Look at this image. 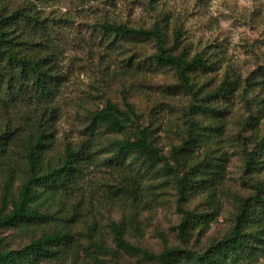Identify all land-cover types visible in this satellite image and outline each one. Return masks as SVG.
<instances>
[{"label":"rangeland","instance_id":"obj_1","mask_svg":"<svg viewBox=\"0 0 264 264\" xmlns=\"http://www.w3.org/2000/svg\"><path fill=\"white\" fill-rule=\"evenodd\" d=\"M18 10L16 35L37 44H24L23 51L50 59L63 82L53 99L29 94L0 110V132L12 133L0 166V207L5 181L17 197L27 175V140L48 134L46 161L55 164L68 147L77 148L88 137L90 112L107 100L122 108L125 101L132 104L141 126L173 164L172 148L186 137L187 108L199 102L216 110L195 116L197 141L185 153L183 169L198 166L204 178L185 204L198 215L186 240L172 230L183 216L172 177L137 165L143 189L132 191L122 170L109 165V143L130 130L101 127L96 161L77 188L41 196L40 210L51 219L0 228L2 248L20 249L45 233L62 231L69 240L64 251L33 264H152L118 248L111 224L123 223L129 242L154 253L175 246L204 252L231 230L238 198L258 189L264 195V162H256L255 170L246 166L248 153L258 156L255 161L263 158L258 145L264 135V0H0V16ZM107 21L136 28L159 23L174 53L186 51L188 58L203 53L212 66L192 74L195 101L177 87L172 67L153 60V40L113 43L99 29ZM222 87L223 95L209 97ZM93 242L111 252L94 250Z\"/></svg>","mask_w":264,"mask_h":264},{"label":"trees","instance_id":"obj_2","mask_svg":"<svg viewBox=\"0 0 264 264\" xmlns=\"http://www.w3.org/2000/svg\"><path fill=\"white\" fill-rule=\"evenodd\" d=\"M17 14L20 16L21 11L18 10L10 16H0V110L9 108L29 94L33 95L30 98L53 99L63 82V75L50 59L34 56L31 51H23L22 45L37 44L19 40V35L15 33V26L19 25ZM99 29L108 37H113V43L153 40L157 48L153 60L159 65L172 67L178 78L177 87L188 92L195 101L197 93L192 74L212 66L203 53H196L191 58L187 57L186 51L174 53V47L166 46L163 27L159 23H155L151 28H136L126 23L107 21L100 23ZM180 35L181 31H176L175 40H178ZM224 89L210 92L209 97L215 94L223 95ZM215 110L214 107L199 102H193L187 108L186 137L171 151L174 164L161 153L151 132L141 126L139 113L127 101L125 108H122L107 100L102 108L90 112V123L86 128L88 137L79 147H68L64 156L55 164L46 161V152L50 146L48 134H40L36 139L29 138L25 154L27 175L19 187L17 197L12 195L9 179L2 188L0 228L51 219L52 215L40 210L39 199L46 193L55 196L60 191L77 188L85 170L96 161V142L99 129L103 127L107 132L130 130L127 137L114 139L109 143L112 152L109 165L122 170L124 179L129 182L132 191L143 189L141 184L144 175L139 169L134 171L137 165L146 171L157 170L172 177L176 185L178 207L183 214L181 222L172 227V230L180 239L186 240L198 220V215L186 209L185 204L191 191L200 188L204 178L198 166L183 169L186 162L185 153L197 141L198 123L195 116ZM11 134L0 132V166L5 163ZM258 146L259 155L263 158L255 161L258 156L248 153L246 166L249 170L257 168L256 162H264V135ZM111 231L118 248L138 254L152 264H260L261 257H264V195L258 189L252 197L238 198V212L231 230L204 252L175 246L154 253L129 242L123 223H112ZM68 243L67 234L54 231L43 234L20 249H6L0 246V264H33L35 259L48 258L64 251ZM91 244L94 250L111 252V249L103 244Z\"/></svg>","mask_w":264,"mask_h":264}]
</instances>
